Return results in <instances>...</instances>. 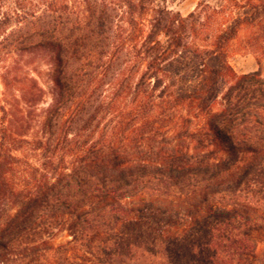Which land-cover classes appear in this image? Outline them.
I'll use <instances>...</instances> for the list:
<instances>
[{"label": "trees", "instance_id": "trees-1", "mask_svg": "<svg viewBox=\"0 0 264 264\" xmlns=\"http://www.w3.org/2000/svg\"><path fill=\"white\" fill-rule=\"evenodd\" d=\"M28 1L0 29L52 88L0 100V264H264V78L229 61L264 0Z\"/></svg>", "mask_w": 264, "mask_h": 264}, {"label": "rangeland", "instance_id": "rangeland-1", "mask_svg": "<svg viewBox=\"0 0 264 264\" xmlns=\"http://www.w3.org/2000/svg\"><path fill=\"white\" fill-rule=\"evenodd\" d=\"M17 0H8L4 10L13 8ZM76 12L83 16V4L81 0H66ZM157 4L166 5L170 10L179 11L186 16L193 12L200 0H156ZM43 0H29L26 3L27 12H39L43 8ZM20 25H13L12 28L0 29V100L2 105L8 104L13 97L19 96V88L25 84L26 78H35L46 93L45 100L39 108L45 109L50 102L51 93V66L45 59L42 52H36L29 44L21 43L24 32H19ZM22 29L30 28L31 25L25 24ZM251 34L243 31L239 39L230 48L229 61L233 69L238 74H248L260 71L264 78V42L250 43ZM4 77L9 83V89L4 85ZM2 113L0 112V119ZM1 125V124H0ZM57 242L69 240L66 233L56 236Z\"/></svg>", "mask_w": 264, "mask_h": 264}]
</instances>
